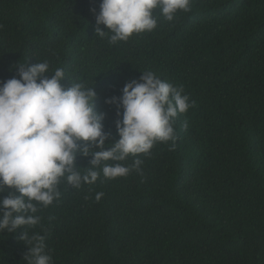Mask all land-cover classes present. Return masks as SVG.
<instances>
[{
  "label": "trees",
  "instance_id": "trees-1",
  "mask_svg": "<svg viewBox=\"0 0 264 264\" xmlns=\"http://www.w3.org/2000/svg\"><path fill=\"white\" fill-rule=\"evenodd\" d=\"M101 2L0 0V82L19 78L18 63L63 68L64 87H94L106 144L123 116L106 100L141 72L182 87L194 107L178 115L172 150L157 143L120 162L141 159L142 174L63 182L24 230L46 237L52 264H264V0H193L172 22L157 9L155 30L114 45L95 34ZM90 160L77 157L80 171ZM22 231L0 233V264H27Z\"/></svg>",
  "mask_w": 264,
  "mask_h": 264
},
{
  "label": "clouds",
  "instance_id": "clouds-1",
  "mask_svg": "<svg viewBox=\"0 0 264 264\" xmlns=\"http://www.w3.org/2000/svg\"><path fill=\"white\" fill-rule=\"evenodd\" d=\"M192 4L193 0H102L95 34L103 38L111 33L113 45L127 42L157 28L155 10L172 22L177 13L191 12ZM16 67L19 78L0 82V194L7 192L0 198V233L23 229L20 239L28 248L27 264H52L45 251L46 237H29L24 229L40 222L36 215L40 208L59 201L60 185L66 182L80 189L95 184L101 174L105 179L126 177L132 171L142 174L141 159H134L131 166L120 162L129 156H150L157 143L171 141L172 150L175 121L195 102L182 87L151 71L141 72L139 81L127 83L120 97L106 100L123 109L122 120L116 123L119 140L106 144L110 133L104 131V115L94 110V87L82 83L64 87V69L50 71L47 60ZM78 156H91L83 172L76 164Z\"/></svg>",
  "mask_w": 264,
  "mask_h": 264
}]
</instances>
